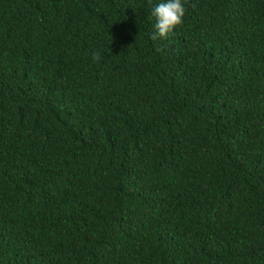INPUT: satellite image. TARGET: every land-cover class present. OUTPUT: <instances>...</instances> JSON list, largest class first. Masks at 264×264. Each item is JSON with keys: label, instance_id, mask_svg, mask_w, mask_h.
Wrapping results in <instances>:
<instances>
[{"label": "trees", "instance_id": "trees-1", "mask_svg": "<svg viewBox=\"0 0 264 264\" xmlns=\"http://www.w3.org/2000/svg\"><path fill=\"white\" fill-rule=\"evenodd\" d=\"M161 2L0 0V264H264V0Z\"/></svg>", "mask_w": 264, "mask_h": 264}, {"label": "clouds", "instance_id": "clouds-1", "mask_svg": "<svg viewBox=\"0 0 264 264\" xmlns=\"http://www.w3.org/2000/svg\"><path fill=\"white\" fill-rule=\"evenodd\" d=\"M185 12L183 0H166L155 5L151 15L156 19L154 25L156 32L152 34L151 39L155 41L158 37L166 38L184 23ZM92 56L94 60H100L98 53L93 52Z\"/></svg>", "mask_w": 264, "mask_h": 264}]
</instances>
